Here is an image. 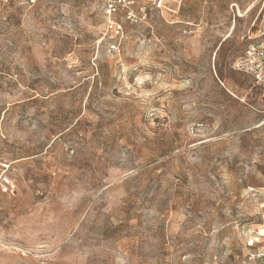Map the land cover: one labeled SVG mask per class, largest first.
I'll return each mask as SVG.
<instances>
[{
    "label": "rangeland",
    "instance_id": "374dc122",
    "mask_svg": "<svg viewBox=\"0 0 264 264\" xmlns=\"http://www.w3.org/2000/svg\"><path fill=\"white\" fill-rule=\"evenodd\" d=\"M263 17L165 0L115 53L97 0H0V264H255Z\"/></svg>",
    "mask_w": 264,
    "mask_h": 264
},
{
    "label": "built area",
    "instance_id": "2783aa9c",
    "mask_svg": "<svg viewBox=\"0 0 264 264\" xmlns=\"http://www.w3.org/2000/svg\"><path fill=\"white\" fill-rule=\"evenodd\" d=\"M97 4L104 19V37L113 42L109 46L115 53L118 52V42L124 35L125 26L142 24L151 12L165 8V0H97ZM255 39L233 61L232 68L249 77L264 93V17ZM8 168L7 163L0 161V188H6L10 183L4 175ZM250 260L255 264H264V247L252 252Z\"/></svg>",
    "mask_w": 264,
    "mask_h": 264
}]
</instances>
